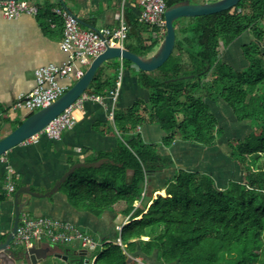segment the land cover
Segmentation results:
<instances>
[{"label": "trees", "instance_id": "1", "mask_svg": "<svg viewBox=\"0 0 264 264\" xmlns=\"http://www.w3.org/2000/svg\"><path fill=\"white\" fill-rule=\"evenodd\" d=\"M164 1L170 7L185 0ZM28 2L37 6L35 16L43 19L42 27H62L51 11L61 7L60 3ZM126 16L132 30H128L124 48L138 56L153 54L164 34L158 37L155 26ZM263 22L264 0H240L218 13L178 18L173 22L174 47L165 62L152 71L137 69L136 82L148 92L147 99H136L109 121L119 136L114 149L97 151L84 160L107 162L75 169L58 189L73 208L96 216L113 210L128 217L114 241L96 253L93 264H133L127 260L137 253L155 254L163 263L264 264V53L259 46L264 40ZM246 31L253 38L241 47L247 64L235 69L222 60V52ZM125 66L135 65L118 58L104 61L84 93L107 95ZM216 99L237 122H249L258 131L252 129L243 139L228 144L229 157L239 166L242 179L218 189L208 174L179 169L166 180L164 196L144 200L149 177L172 166L173 160L156 145L145 143L136 128L158 125L165 147L175 139L212 146L222 127L206 100ZM5 182L6 177L0 176V204L8 199ZM11 182L13 194L22 183L13 176ZM9 229H1L0 241Z\"/></svg>", "mask_w": 264, "mask_h": 264}, {"label": "crops", "instance_id": "2", "mask_svg": "<svg viewBox=\"0 0 264 264\" xmlns=\"http://www.w3.org/2000/svg\"><path fill=\"white\" fill-rule=\"evenodd\" d=\"M54 2L63 3L71 14L82 22L80 26L83 29L114 27L117 24L120 0H54ZM125 13L137 18L139 7L135 5L134 0H127ZM42 21L43 19L30 14H22L11 20L4 19L0 15V138L12 131L11 128L28 114L23 108H13V104L19 95H26L33 89L34 70L44 65L60 64L66 58L65 53L60 49L62 27L56 25L42 27ZM249 42L247 38L241 45ZM259 46L264 53V40L259 42ZM127 68L133 73L137 71L135 66ZM69 80L73 79H64L60 82L68 87ZM125 86L123 91L128 97L127 100L132 97L133 100L115 112L123 111L136 99L146 100L148 97V92L137 84L136 78L128 76V83H125ZM105 99L109 97L105 95ZM206 103L209 109L213 110L212 113L219 124L217 109L223 106L222 101L206 100ZM108 105L105 102L85 100L82 107L77 109L79 114L76 117V123L71 129L63 131L59 139L52 140L40 134L35 143L13 147L0 157V176L6 177L10 170L16 182L22 183V186H29L33 191L43 193L52 187L54 182L70 167L71 162L86 163L84 160L97 151H111L116 147L119 136L110 126ZM136 131L145 143L156 145L161 153L168 154L173 160L172 166L149 177L148 193L144 200L152 199L158 194L162 195L166 180L172 178L179 169L210 174L212 179L214 175L211 171L223 173V151L218 150L217 147L218 141L224 140L223 133L217 137L214 145L202 148L199 144L180 139H175L171 145L166 147L161 145L164 133L155 124L142 125L136 128ZM229 160L231 163L230 157ZM237 167L240 170L238 165ZM225 186L217 188L222 189ZM153 190L157 191L151 194ZM13 194H9L8 199L0 204L8 218H12ZM22 199L23 201L28 200L25 196ZM29 200L31 217L47 215L67 220L88 234L91 230L101 231L112 227L114 231H119L117 227L128 222V217L123 216L121 225H118L116 221L121 215H116L113 210L103 211L96 216L87 210L73 208L68 204L65 196L59 192L49 198H30ZM150 203L149 201L147 205ZM137 205L138 203L135 204ZM107 236L108 234L102 233L98 236L99 239L94 240L111 242ZM142 239L146 240V237ZM39 242L41 249L45 250V257L38 260L36 264H42L47 258L61 261L56 264H73V262L93 264L96 254L91 255V252L103 246L98 245L94 250L87 251L77 241L71 245L55 244L46 239H41ZM11 247L14 249L16 246ZM131 260L136 262L133 264L142 262L144 264H180L177 261L163 263L157 259L155 254L144 256L137 253L130 257ZM26 263L31 264L32 259H28Z\"/></svg>", "mask_w": 264, "mask_h": 264}, {"label": "built area", "instance_id": "3", "mask_svg": "<svg viewBox=\"0 0 264 264\" xmlns=\"http://www.w3.org/2000/svg\"><path fill=\"white\" fill-rule=\"evenodd\" d=\"M126 2L120 0L117 24L114 27H102L99 29H83L78 18L62 7L54 6L51 11L62 21V39L60 49L66 58L60 64H49L34 70V87L26 95H19L13 104V108H23L28 113L35 112L60 97L67 89L60 80H78L85 72L94 57L100 54L106 46L124 47L127 39L129 25L126 20ZM139 7L137 21L157 28L159 36L165 33L164 11L167 8L164 0H134ZM37 6L26 0H0V15L7 20L18 18L22 14L35 15ZM121 70V69H120ZM120 75L117 77L114 87L108 91L111 99L108 108V119L113 120L115 114L114 103L118 96ZM105 96L87 95L83 93L73 104L62 111L56 118L50 121L39 133L23 141V145L35 143L40 134L52 140H57L61 133L71 129L76 123L75 111L82 107L85 100L102 103ZM12 173L8 170L6 175L5 191L11 194L14 186L11 183ZM120 230V227H117ZM46 239L49 242L60 245H71L77 241L87 251L94 250L98 245L102 246L108 241L98 242L88 233L80 230L74 223L47 215L30 217L23 212L19 216L18 227L11 245L28 249L34 242ZM121 246L120 240L116 239Z\"/></svg>", "mask_w": 264, "mask_h": 264}, {"label": "water", "instance_id": "4", "mask_svg": "<svg viewBox=\"0 0 264 264\" xmlns=\"http://www.w3.org/2000/svg\"><path fill=\"white\" fill-rule=\"evenodd\" d=\"M240 0H216L206 3H189L185 0L181 3L174 4L167 7L164 11L165 33L161 40L158 49L151 55L138 56L124 47L106 46L105 49L92 59L84 74L72 84L60 97L49 105L33 112L26 117L18 126H16L7 135L0 138V157L8 152L13 147L21 145L27 138L39 133L50 121L56 118L62 111L73 104L86 90L89 82L94 76L97 68L106 60L118 58L128 60L142 71H152L161 66L171 54L174 42L175 31L173 22L178 18L195 17L210 15L234 7ZM62 7L71 13L63 4ZM78 22L80 20L78 19ZM129 25V23L127 22ZM95 29V28H93ZM132 28L129 27L131 32ZM107 162V159H99L94 162L84 163L77 162L72 164L52 185L46 192L40 193L33 191L29 186H21L18 188L12 197L13 211L12 220L9 232L4 241H0V264H16L22 260L27 262L32 259L31 264H36L38 260L45 257V250L41 249L40 242H34L33 246L28 249H13L11 242L18 227L19 216L21 213L29 212L31 210L30 198L44 199L49 198L58 192L61 183L65 178L71 174L75 169L80 167H98L102 163ZM112 164L113 161L109 160ZM23 196L28 200L23 201ZM0 234H1V220H0ZM41 255V256H40ZM130 261V258L127 260Z\"/></svg>", "mask_w": 264, "mask_h": 264}, {"label": "rangeland", "instance_id": "5", "mask_svg": "<svg viewBox=\"0 0 264 264\" xmlns=\"http://www.w3.org/2000/svg\"><path fill=\"white\" fill-rule=\"evenodd\" d=\"M28 1L37 2L38 0H28ZM213 1L215 0H196V2L198 3H206V2H213ZM262 26L264 27V22L262 23ZM157 36L159 37V34H157ZM247 38H248V41L249 40L251 41L253 39L252 35L248 31L243 32L239 37H237L233 41V43H231L225 50H223L222 60L228 63L229 65H231L235 69L245 68L247 61L243 54L241 44L244 43L245 39ZM158 47L159 45L157 46L156 50L158 49ZM127 67L129 66L123 67L117 75V77H119V74H121L118 96L114 103V109L116 111L118 108L124 107L125 104H129L133 100V97L130 98V100H127L128 97L125 96L124 91H123L125 90V87H126L125 83H128V76L135 78V73L129 71ZM74 82H75L74 80H69L68 84L72 85L74 84ZM103 102L109 104L108 106H111L110 98L109 99L104 98ZM222 104L223 106H219L217 109V116L220 121L219 126L222 127V133H223L222 138H224V140H219L217 147H218V150L223 151V156H224L223 171H222L223 173H221L220 171L218 173L211 171V173L214 175L213 176L214 183L216 184V187H219V188L227 185L229 181H237V180L240 181L242 179V172L238 169L237 164L232 161L230 163V160H229L230 148L228 146V142L243 139L244 136L247 133H249L252 129L258 132L256 128H252L249 122H246V121L237 122L235 118L233 117V115L231 114V112L227 109L225 104L223 102ZM75 114L77 117V115L79 114V111L76 110ZM204 147L205 146H202V148ZM205 148H208V147H205ZM148 188H149V184H147L146 186V193H148ZM157 188H159V186H157ZM115 207L117 208L118 206L116 205ZM27 213L31 217V213L30 212H27ZM11 219H12L11 217L8 218V216L7 217L5 216L4 210L0 206V220H1L2 231L8 230L10 228ZM122 220H123V216L121 215V217L116 221V223L118 225H121ZM102 233L108 234L107 237H109L111 241H114L116 235L118 234V231H114L112 227V228H106L105 230H101V231L91 230L89 234L93 237V239L97 240L99 239L98 236L102 235ZM14 249H19V248L14 247ZM100 249L101 248L98 247L95 251L91 252V255L98 253ZM60 262L61 261L57 259L47 258V260L43 262L42 264H56ZM16 264H27V263L25 261L20 260ZM73 264H76V262H73ZM141 264H144V263L142 262Z\"/></svg>", "mask_w": 264, "mask_h": 264}]
</instances>
